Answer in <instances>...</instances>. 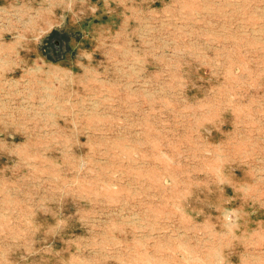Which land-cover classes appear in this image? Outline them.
<instances>
[{
  "label": "rangeland",
  "instance_id": "rangeland-1",
  "mask_svg": "<svg viewBox=\"0 0 264 264\" xmlns=\"http://www.w3.org/2000/svg\"><path fill=\"white\" fill-rule=\"evenodd\" d=\"M0 264H264V0H0Z\"/></svg>",
  "mask_w": 264,
  "mask_h": 264
}]
</instances>
